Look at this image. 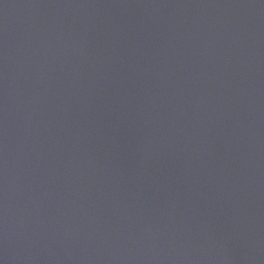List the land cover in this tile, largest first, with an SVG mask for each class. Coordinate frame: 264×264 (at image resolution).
Segmentation results:
<instances>
[{
    "label": "water",
    "instance_id": "obj_1",
    "mask_svg": "<svg viewBox=\"0 0 264 264\" xmlns=\"http://www.w3.org/2000/svg\"><path fill=\"white\" fill-rule=\"evenodd\" d=\"M0 264H264V0H0Z\"/></svg>",
    "mask_w": 264,
    "mask_h": 264
}]
</instances>
